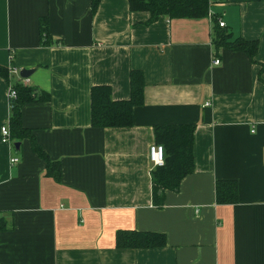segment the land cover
Listing matches in <instances>:
<instances>
[{
  "label": "crops",
  "instance_id": "crops-1",
  "mask_svg": "<svg viewBox=\"0 0 264 264\" xmlns=\"http://www.w3.org/2000/svg\"><path fill=\"white\" fill-rule=\"evenodd\" d=\"M208 4L205 18L145 24L149 13L128 0L93 11L91 0H0V65L48 94L21 107V124L60 166L57 181L27 138L0 141V264H264V0ZM211 16L232 39L257 40L259 63L215 49ZM21 69L32 71L26 83ZM132 70L144 80L132 124L93 126L91 88L126 100ZM8 87L0 77V126ZM156 125L193 129V170L160 206L148 156ZM219 181L235 183V202L217 203ZM120 230L161 233L164 244L119 248Z\"/></svg>",
  "mask_w": 264,
  "mask_h": 264
},
{
  "label": "trees",
  "instance_id": "trees-1",
  "mask_svg": "<svg viewBox=\"0 0 264 264\" xmlns=\"http://www.w3.org/2000/svg\"><path fill=\"white\" fill-rule=\"evenodd\" d=\"M100 0H91L92 11ZM209 0H128L129 10L146 11L149 18L145 24L156 21L159 16L172 18L201 19L209 13ZM213 35L211 43L215 49L226 47L241 51L247 55L250 62L255 60L257 40H246L241 37L231 38L224 27L218 25V19L211 16ZM40 40L46 44L49 40L46 19L40 22ZM262 71L260 67L259 74ZM0 77L8 81L15 96L8 100L10 115L8 128L11 138H27L31 150L44 161L45 172L54 180L60 178L59 162L50 160L42 148L36 143L32 133L23 127L20 120L21 107L30 102L48 99V94L35 92L34 88L20 82H12L9 78V68L0 65ZM130 96L126 100H113L110 87L96 85L90 90V121L97 127H127L132 124L133 108L143 103V75L139 70H132L129 75ZM192 126L189 125H156L154 135L156 143L164 147V164L153 167L151 171L153 203L161 205V194L164 190H175L181 179L193 170ZM167 153V156H166ZM217 203H233L236 200V185L230 181H219L215 188ZM0 217V227L2 228ZM164 236L151 231L120 230L117 232L116 246L119 248H152L162 246Z\"/></svg>",
  "mask_w": 264,
  "mask_h": 264
},
{
  "label": "built area",
  "instance_id": "built-area-1",
  "mask_svg": "<svg viewBox=\"0 0 264 264\" xmlns=\"http://www.w3.org/2000/svg\"><path fill=\"white\" fill-rule=\"evenodd\" d=\"M218 25L220 27H224V23L221 22L220 20L218 21ZM213 64H218L219 63V58L215 57L212 61ZM23 81L26 83L27 79L23 78ZM15 96V91L13 89H10V86L8 87V93H7V97L8 100L12 99ZM208 103H205V105H207ZM0 141L2 143H10L11 142V136H10V132H9V128L7 124H2L0 126ZM148 156L149 159L152 163L153 167H160L164 164V147L162 144H158V143H153L151 145H149L148 147ZM18 161L17 158L13 157L10 158L9 163L11 164H15Z\"/></svg>",
  "mask_w": 264,
  "mask_h": 264
},
{
  "label": "water",
  "instance_id": "water-1",
  "mask_svg": "<svg viewBox=\"0 0 264 264\" xmlns=\"http://www.w3.org/2000/svg\"><path fill=\"white\" fill-rule=\"evenodd\" d=\"M31 72H32L31 70L21 69L19 75L22 78H27ZM14 146L17 148L18 143H14Z\"/></svg>",
  "mask_w": 264,
  "mask_h": 264
}]
</instances>
